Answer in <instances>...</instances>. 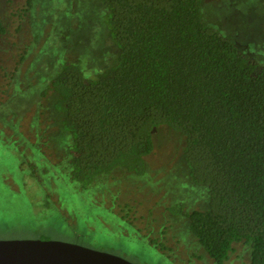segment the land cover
Wrapping results in <instances>:
<instances>
[{
    "label": "trees",
    "instance_id": "1",
    "mask_svg": "<svg viewBox=\"0 0 264 264\" xmlns=\"http://www.w3.org/2000/svg\"><path fill=\"white\" fill-rule=\"evenodd\" d=\"M100 1L119 50L113 65L86 79L66 63L42 93L56 96L72 136L68 176L86 189L115 170L142 175L166 127L209 194L205 211L171 213L213 264H228L238 243L249 249L241 264H264V67L203 21L201 0Z\"/></svg>",
    "mask_w": 264,
    "mask_h": 264
},
{
    "label": "rangeland",
    "instance_id": "2",
    "mask_svg": "<svg viewBox=\"0 0 264 264\" xmlns=\"http://www.w3.org/2000/svg\"><path fill=\"white\" fill-rule=\"evenodd\" d=\"M201 1L203 21L263 68L264 0ZM105 13L100 0H33L27 11L24 0H0V239L77 243L133 264H213L188 220L170 211H205L209 194L166 127L154 133L142 175L115 170L82 189L67 174L72 136L56 96L42 93L66 63L86 79L113 65L119 50ZM248 250L233 245L227 263L247 262Z\"/></svg>",
    "mask_w": 264,
    "mask_h": 264
},
{
    "label": "water",
    "instance_id": "3",
    "mask_svg": "<svg viewBox=\"0 0 264 264\" xmlns=\"http://www.w3.org/2000/svg\"><path fill=\"white\" fill-rule=\"evenodd\" d=\"M0 264H133L114 254L77 243L0 239Z\"/></svg>",
    "mask_w": 264,
    "mask_h": 264
},
{
    "label": "flooded vegetation",
    "instance_id": "4",
    "mask_svg": "<svg viewBox=\"0 0 264 264\" xmlns=\"http://www.w3.org/2000/svg\"><path fill=\"white\" fill-rule=\"evenodd\" d=\"M161 240H162V241H165V240H166V237H165V236H162V237H161ZM159 246H160V248L162 247V246H161V243H159ZM161 249H163V248H161Z\"/></svg>",
    "mask_w": 264,
    "mask_h": 264
}]
</instances>
